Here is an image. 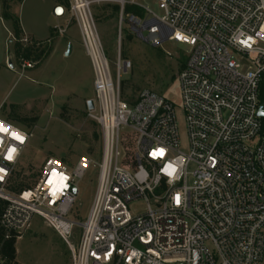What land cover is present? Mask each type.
Segmentation results:
<instances>
[{"label": "built area", "instance_id": "obj_1", "mask_svg": "<svg viewBox=\"0 0 264 264\" xmlns=\"http://www.w3.org/2000/svg\"><path fill=\"white\" fill-rule=\"evenodd\" d=\"M110 1L120 8V33L126 25L153 47L190 48L177 77L188 151L172 102L149 90L124 99L121 77L132 64L118 54L113 75L92 11L101 0L55 5L52 16L68 25L54 33L74 22L91 64L89 118L101 131V162L84 156L70 170L47 158L35 183L13 192L32 135L0 118L3 242L21 239L38 216L69 246L72 264H264V0H156L162 17L145 0ZM20 43L32 46L28 37ZM92 167L97 183L82 221L72 215ZM2 249L0 264H19Z\"/></svg>", "mask_w": 264, "mask_h": 264}, {"label": "rangeland", "instance_id": "obj_2", "mask_svg": "<svg viewBox=\"0 0 264 264\" xmlns=\"http://www.w3.org/2000/svg\"><path fill=\"white\" fill-rule=\"evenodd\" d=\"M55 4V0H0V16L4 19L7 12L18 18L25 32L34 34V38L30 37L32 47L48 52L39 61L32 62L35 63L33 68L23 69L13 58L16 40L12 38L13 43H10L12 25L4 19L8 25L7 30H3L0 23V103L7 105L0 118L32 135L16 172L17 183L25 185L35 183L43 162L50 157L67 163L70 170L84 156L101 162V131L89 118L88 101L94 96L91 64L74 22L67 29L71 42L52 31L55 21L49 20L46 12ZM143 4L158 17L164 15L156 0H145ZM115 7L120 12L117 4L101 0L92 6V11L113 75H116L118 54L132 64L131 70L121 77L122 95L126 101H133L139 92L149 90L172 102L181 150L187 152L186 117L177 77L187 64L190 48L177 43L153 47L140 40L126 25L120 33L119 13H115ZM53 33L57 36H52ZM72 44L74 53L66 56ZM97 177L98 168L92 167L79 181L73 217L82 221L87 217ZM79 237L80 231L76 230L73 244L77 245ZM15 248V260L19 264H72L69 246L38 216L33 218Z\"/></svg>", "mask_w": 264, "mask_h": 264}, {"label": "trees", "instance_id": "obj_3", "mask_svg": "<svg viewBox=\"0 0 264 264\" xmlns=\"http://www.w3.org/2000/svg\"><path fill=\"white\" fill-rule=\"evenodd\" d=\"M55 2L58 3H67L68 0H55ZM10 9H8L7 11H9ZM115 13H119V9L118 7L114 8ZM127 12H133L139 16L143 17V12L141 9L136 8V7H127L126 8ZM4 19L11 23L12 25V29H13V36L16 40V44H15V58L18 61V63L20 65H22L24 62H31V61H39L41 58L45 57L48 52L45 50H39L35 47L29 46V47H25L22 46V44L20 43L21 37L23 35L22 33V29H21V25H20V21L18 18H16L15 16L10 15L9 13H5L4 14ZM52 31H54L52 29ZM52 36H54V33L52 34ZM62 119L64 118V115H61ZM19 175L16 176V178L14 179V183L11 187V190L13 192L16 191H21L22 189L28 187L29 185H25L24 183H17V178ZM6 203L4 201H0V216L3 212V209L5 207ZM16 240L12 239L10 241H5L3 242V238L2 235L0 233V244L3 243V249L1 250V253L5 256H7L10 260H15L16 258Z\"/></svg>", "mask_w": 264, "mask_h": 264}, {"label": "crops", "instance_id": "obj_4", "mask_svg": "<svg viewBox=\"0 0 264 264\" xmlns=\"http://www.w3.org/2000/svg\"><path fill=\"white\" fill-rule=\"evenodd\" d=\"M56 3V2H55ZM58 4H61V3H58ZM57 3L55 4V5H58ZM54 5V6H55ZM53 6V7H54ZM53 7H51V8H49L48 10H47V18L50 20H53V21H55V25H53L51 28L52 29H54V27L55 26H61V27H65V26H67L68 25V23H67V20H66V18H62V19H55L53 16H52V10H53ZM65 20H66V22H65ZM0 23H1V26H2V28H3V30H7V27H6V25H8V24H6L7 22L0 16ZM75 25V24H74ZM21 29H22V33H23V37H28L29 39H30V37H33L32 35H34L32 32H29V33H27V32H25V30L23 29V27L21 26ZM68 34V32L66 33V35L64 34V35H62L63 36V38H66V39H68L69 40V42H71V41H73L72 40V36H68L67 35ZM9 36H11V40H10V43H13V40H12V38H14V36H13V33H12V29H11V31H10V33H9ZM54 36H57V35H54ZM34 38V37H33ZM80 46H81V43H80ZM53 49V48H52ZM51 49V54L52 53H54V50H52ZM73 53H74V44H72V52H71V55H73ZM50 56V55H49ZM13 58H15V54H13ZM31 62H33V61H31ZM10 66H11V68H14V66H13V64H12V62H11V60H10ZM91 99V98H90ZM6 107H7V105L5 104H3V102H1L0 103V114L2 113V111H4V109H6ZM2 119H5V118H2ZM6 121H8L7 119H5ZM9 122V121H8Z\"/></svg>", "mask_w": 264, "mask_h": 264}, {"label": "water", "instance_id": "obj_5", "mask_svg": "<svg viewBox=\"0 0 264 264\" xmlns=\"http://www.w3.org/2000/svg\"><path fill=\"white\" fill-rule=\"evenodd\" d=\"M71 52H72V45H69L68 50L66 52V56H70ZM88 108H89V110H93L94 106H93V102L92 101L89 102ZM259 114H260V116H264V105H262Z\"/></svg>", "mask_w": 264, "mask_h": 264}, {"label": "snow or ice", "instance_id": "obj_6", "mask_svg": "<svg viewBox=\"0 0 264 264\" xmlns=\"http://www.w3.org/2000/svg\"><path fill=\"white\" fill-rule=\"evenodd\" d=\"M57 11L59 12L60 10L58 9ZM0 131H6V129H4L2 126H0ZM13 135L15 136V133ZM16 138L17 139H21L19 136H16ZM11 151H14V149L13 150H10L9 155H8V159H11ZM159 154L160 155L163 154V149L159 150ZM154 155H155V153H154ZM0 171H2V170H0Z\"/></svg>", "mask_w": 264, "mask_h": 264}]
</instances>
